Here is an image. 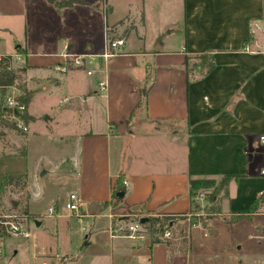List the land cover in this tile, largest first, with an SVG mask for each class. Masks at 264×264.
Segmentation results:
<instances>
[{
    "label": "crops",
    "instance_id": "1",
    "mask_svg": "<svg viewBox=\"0 0 264 264\" xmlns=\"http://www.w3.org/2000/svg\"><path fill=\"white\" fill-rule=\"evenodd\" d=\"M80 1L57 6L49 0H0V6L8 2L22 10L17 15L24 27L29 26L26 14L35 11L36 3L50 9L51 17L68 19L56 26L53 39L59 41L50 46H30L25 38L7 49L0 37V53L18 52L24 58L17 76L31 92L30 126L39 123L33 106L37 99L46 107L44 119L60 126V133L66 132L61 138L77 148L74 169L62 167L57 182L44 190L47 206L53 204L57 213L34 219L37 225L59 226L62 234L68 220H76L62 205L69 192H76L82 201V220L88 219L103 240L96 252L97 264H166L160 242L147 253L146 239L111 237L113 218L186 214L191 178L239 174L227 179L210 201L223 204L222 216L248 210L264 192V140H260L264 136V0H182L183 25L177 31L152 25L153 18L159 22L153 8L164 7L165 0ZM122 2L125 14L116 18ZM74 14L79 17L75 21ZM13 17V12L1 10V32L10 31ZM126 17L133 27L122 35L123 30L112 26ZM107 25L115 36L120 30L117 37L124 39L115 55L99 58L91 75L78 67L63 74L53 71L64 49L100 53ZM77 26L83 30L81 39L72 32ZM202 55L212 61L208 71L197 63ZM99 81L105 84L103 90ZM42 174H26L29 187L32 181L38 185L30 189L28 204L34 191H43L37 180ZM66 181L71 186L64 189ZM116 182L123 191L117 199L113 198ZM253 219H258L253 264H263L264 203L251 219L242 220ZM57 232L52 235L57 237ZM51 242L52 246L53 238ZM53 254L47 247L44 255L35 257L49 260L55 258ZM70 256L64 264L76 259Z\"/></svg>",
    "mask_w": 264,
    "mask_h": 264
},
{
    "label": "rangeland",
    "instance_id": "2",
    "mask_svg": "<svg viewBox=\"0 0 264 264\" xmlns=\"http://www.w3.org/2000/svg\"><path fill=\"white\" fill-rule=\"evenodd\" d=\"M12 1L17 2V0ZM116 2L119 3V0ZM32 6L30 8L34 7ZM124 6V2L117 6L118 11L114 14V16L117 15L116 18L125 14L121 12ZM156 9L154 7L152 13L154 17H158L159 22L153 18L152 25L158 24L159 27L171 28L174 31L182 27V0H165L164 7H160L159 10ZM1 10L3 12L10 11L14 14L10 22L12 27L10 31H0V37L5 40L4 44L7 49H12L17 41H22L25 38L28 39L30 46H50L56 40L53 39L56 26L63 24L64 20L66 23L68 21L65 16L51 17V10L45 8L43 3H36L35 11L27 12V24H29L27 27L23 26L22 17L19 19L17 15L18 13L22 14L20 8L17 7L16 9L11 7L10 3L5 2L0 6V12ZM72 18L75 21V18L79 17L74 14ZM171 21L173 24H170ZM108 26L110 32H112V27L117 28V30L120 28L123 30L121 34L125 35L133 27V22L126 17L117 21L112 27ZM74 29L72 31L74 38L81 39L80 33L83 31L81 27L77 26ZM119 31L116 32V36H119ZM33 106L39 112L37 117L39 123H33L30 126L27 122L26 132L15 127L0 129V175L18 173L32 175L37 172L42 174L47 170L39 179L36 178L40 180L39 183L43 184V191L47 189L48 192L49 188L54 185L53 182H57L56 179L59 178L60 172L64 171L62 167L68 166L72 170L74 169L77 148L69 146L72 141H68L65 137L61 138L66 132L60 133V126L57 127L55 123H50L44 119L47 115V113L42 114L43 110L46 109L44 102L41 103L34 99ZM8 122L13 123L9 118ZM41 123L43 124L42 127L40 126ZM23 150L24 154H19ZM221 181V178L212 179V185L203 192L206 194L214 191L215 188L220 189ZM70 186L71 181H66L64 189ZM37 188V183L32 181L29 187L27 182L25 192L29 199L32 195L30 189ZM43 191H34L33 199L29 200L28 209L32 214L29 217L16 216L10 208V202H14L19 197L17 189L10 188L7 194L0 199V264H64L63 260L71 258L70 255L76 259H71L65 264H97L95 259L99 257V254L96 252L98 245H101L103 240H101L100 234L92 231L88 219L83 218L82 222L69 219V225L63 229L62 234L59 226L56 228L55 225L36 224L34 218H42L48 205V198ZM196 201L199 203L196 210H188L186 214L171 216L173 224L167 228L170 231L169 237H164L162 231L151 232L149 223L146 222L147 235L143 242L145 252H150L147 247L148 242L151 237L156 236L160 238V243L165 247L166 264H253L257 249L255 235L258 219L226 222L221 219L222 214L220 213L225 211L221 202L211 204L204 200V195L203 199L197 198ZM261 206L262 204L258 205V210ZM194 219L195 224L199 225L198 227L193 226L192 220ZM199 219L205 224L202 225ZM6 221L21 222L25 230L28 231V237L11 232L10 225ZM55 229L59 232L56 233L57 237L52 235V231ZM209 230L214 231L210 232ZM85 234H88V238L87 236L84 237ZM51 238L54 241L52 246ZM65 238L69 240L67 245L64 244ZM47 247L54 250L55 258L51 257L49 260L36 259V255L45 254Z\"/></svg>",
    "mask_w": 264,
    "mask_h": 264
},
{
    "label": "built area",
    "instance_id": "3",
    "mask_svg": "<svg viewBox=\"0 0 264 264\" xmlns=\"http://www.w3.org/2000/svg\"><path fill=\"white\" fill-rule=\"evenodd\" d=\"M104 45L100 53H73L64 49L59 53V60L52 66L54 72L63 74L71 67L85 68V72L91 75L94 71V65L99 58H110L115 55L120 47L124 44V39L117 37L110 32L107 26L104 27ZM24 58L18 52L14 53H0V76L4 71H13L17 74L19 68L23 66ZM19 79L15 76L12 83H0V106L3 109L4 116L12 120L14 127L20 131L26 132L28 123L24 120L23 115L27 113V104L21 99L22 91L18 87ZM99 88L104 89L105 84L99 81ZM260 140H264V136H260ZM126 182L124 181V184ZM203 199V194L198 196ZM82 201L76 192H69L62 205V209L69 214H74L78 222H82V215L79 213ZM57 213L53 204L47 206L45 210L46 216H53ZM140 216L135 219L118 220L109 227V235L111 237H124L134 242H143L146 239L147 229L145 223L139 222ZM10 225L11 232L28 237V231L25 230L21 222L6 221ZM85 229V227H82ZM162 235L169 237L170 231L165 228ZM264 264V262H263Z\"/></svg>",
    "mask_w": 264,
    "mask_h": 264
},
{
    "label": "trees",
    "instance_id": "4",
    "mask_svg": "<svg viewBox=\"0 0 264 264\" xmlns=\"http://www.w3.org/2000/svg\"><path fill=\"white\" fill-rule=\"evenodd\" d=\"M50 2H53L54 4H56L57 6H71L73 3H81L82 1L80 0H49ZM200 57V58H199ZM198 65L201 69H203V67L206 69V71H208L211 67H212V61L210 59L209 56L207 55H202V56H198ZM200 71H204V70H200ZM205 72V71H204ZM17 74L14 73L13 71H4L3 74L0 76V83H12L15 76ZM18 77V76H17ZM18 87L21 89L22 91V96L21 99L28 104L30 97H31V92L28 91L24 85L23 82L18 81L17 83ZM141 96L142 98L145 97V92L146 89L141 88ZM23 118L26 122H29V117L27 113H24ZM4 127H14L13 124H10L8 122V119L6 118V116H4V112L2 107L0 106V129L4 128ZM19 154H24V150L21 151ZM239 176V174H225L222 178H221V184L219 185L220 187H222L225 182L227 181V179H229L230 177H234L237 178ZM119 182H116L115 188L113 190V198H118L119 196L116 195V193L118 191H120L121 189L119 188ZM26 184H27V176L25 173H18V174H8V175H0V199L3 198L6 194L7 191L13 188L18 190L19 193V197L17 200H15L14 202H10V208L13 211V213L16 216H23V217H29L32 216V214L29 211V205H28V199L29 196L28 194L25 192V188H26ZM212 185V179L211 178H191L189 179L188 182V196H189V203H190V207L189 210H196L199 207V203L196 201V199L198 198V196L200 194L204 195V200H206L207 202H210L212 200L213 195L217 192V189L215 188L214 191L212 192H208L205 194V189L210 187ZM264 203V192L261 193L250 205V208L246 211H239V212H232L228 215H224L221 216V219L225 220L226 222H236L242 219H251V217L253 216V214H255L258 211V205L259 204H263ZM192 213V212H191ZM131 214L129 216H117L115 218H113L112 223L114 224L115 222H117L118 220H128L131 218H136L137 216ZM193 215V213H192ZM194 218V217H192ZM6 220V219H4ZM172 218L168 217V216H164V217H158V216H148L147 217V223H149V230L151 232H158V231H162L165 228H168L169 223L171 222ZM200 221V219H199ZM192 223L195 224L196 221L195 219L192 220ZM200 223L203 225L205 224L204 221H200ZM160 242V238L158 237H151L149 244H148V248L150 249L151 246L154 243H158Z\"/></svg>",
    "mask_w": 264,
    "mask_h": 264
},
{
    "label": "water",
    "instance_id": "5",
    "mask_svg": "<svg viewBox=\"0 0 264 264\" xmlns=\"http://www.w3.org/2000/svg\"><path fill=\"white\" fill-rule=\"evenodd\" d=\"M116 195H118L119 197H121V196L123 195V191H122V190L118 191V192L116 193ZM139 222H140V223H145V222H147V217H144V216L140 217V218H139ZM209 231H210V232H213L214 230H209Z\"/></svg>",
    "mask_w": 264,
    "mask_h": 264
}]
</instances>
